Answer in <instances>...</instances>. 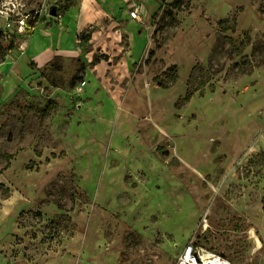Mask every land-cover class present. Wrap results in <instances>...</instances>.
<instances>
[{
	"label": "rangeland",
	"instance_id": "374dc122",
	"mask_svg": "<svg viewBox=\"0 0 264 264\" xmlns=\"http://www.w3.org/2000/svg\"><path fill=\"white\" fill-rule=\"evenodd\" d=\"M188 243L264 264V0H0V264Z\"/></svg>",
	"mask_w": 264,
	"mask_h": 264
},
{
	"label": "built area",
	"instance_id": "2783aa9c",
	"mask_svg": "<svg viewBox=\"0 0 264 264\" xmlns=\"http://www.w3.org/2000/svg\"><path fill=\"white\" fill-rule=\"evenodd\" d=\"M131 14L133 17H138L139 9H133ZM28 28L33 29V26L29 25ZM177 264H231V262L220 254L204 249L195 243H188L184 247Z\"/></svg>",
	"mask_w": 264,
	"mask_h": 264
},
{
	"label": "trees",
	"instance_id": "16d2710c",
	"mask_svg": "<svg viewBox=\"0 0 264 264\" xmlns=\"http://www.w3.org/2000/svg\"><path fill=\"white\" fill-rule=\"evenodd\" d=\"M219 24L221 26L222 31L228 32L230 29H233V27H235L237 25V20L235 19L233 25H230V23L227 20H221L219 22ZM247 38H248V36L245 35V38H244V40L241 43V47H245L247 45ZM12 48L13 47H11L10 49H12ZM198 65L199 64H197L193 68V70H192V72L190 74V77H189V88H188V91H187V96L185 98L186 100H189L191 97L194 96L196 91H198L200 89H203V87L205 86L204 82H200L196 87H191V80L193 79L194 71H195V69H196V67ZM164 76H165V79L168 81L167 83H164V80L161 79L160 76L155 77V80L158 82L159 85H161L163 87H168L169 83H174L177 80V78H178V66L177 65H172L169 69H167L164 72ZM8 166H9V164H8Z\"/></svg>",
	"mask_w": 264,
	"mask_h": 264
},
{
	"label": "water",
	"instance_id": "95a60500",
	"mask_svg": "<svg viewBox=\"0 0 264 264\" xmlns=\"http://www.w3.org/2000/svg\"><path fill=\"white\" fill-rule=\"evenodd\" d=\"M50 13L53 14V15H56L57 14L56 7H52L51 10H50Z\"/></svg>",
	"mask_w": 264,
	"mask_h": 264
},
{
	"label": "crops",
	"instance_id": "0c3cea01",
	"mask_svg": "<svg viewBox=\"0 0 264 264\" xmlns=\"http://www.w3.org/2000/svg\"><path fill=\"white\" fill-rule=\"evenodd\" d=\"M50 58H51V57H49V56H48V57H47V58H45V59L49 60ZM44 61H46V60H44Z\"/></svg>",
	"mask_w": 264,
	"mask_h": 264
}]
</instances>
